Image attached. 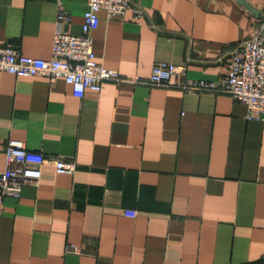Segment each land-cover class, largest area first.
Wrapping results in <instances>:
<instances>
[{
    "label": "crops",
    "instance_id": "crops-1",
    "mask_svg": "<svg viewBox=\"0 0 264 264\" xmlns=\"http://www.w3.org/2000/svg\"><path fill=\"white\" fill-rule=\"evenodd\" d=\"M131 0L99 10L95 59L124 81L82 97L62 77L0 71V170L12 139L72 174L41 167L38 187L0 201V264H264V115L228 93L131 81L161 61L217 80L250 38L264 0ZM59 3L81 33L89 0H0V47L52 54ZM136 8L141 10L138 15Z\"/></svg>",
    "mask_w": 264,
    "mask_h": 264
},
{
    "label": "built area",
    "instance_id": "built-area-1",
    "mask_svg": "<svg viewBox=\"0 0 264 264\" xmlns=\"http://www.w3.org/2000/svg\"><path fill=\"white\" fill-rule=\"evenodd\" d=\"M131 0H89L84 13L81 33L71 34L62 25L71 22L70 13L61 3L58 6L52 54L49 58L26 56L16 45L0 47V71L15 75H43L51 80L64 78L72 86L73 94L82 97L87 89L99 90L105 81H124L115 69L97 62L92 32L99 25L98 12L104 9L109 19H124ZM138 15L141 10L135 9ZM185 73L184 65L161 61L154 65L147 79L135 77L133 82L150 86L175 87L186 92H224L246 105L248 118L264 115V16L252 36L231 51L227 73L217 80L178 79ZM5 163L0 170V201L3 197L19 198L25 186L38 187L41 167L51 162L58 173L72 174L75 161L49 159L43 153L30 150L21 140L12 139L4 146Z\"/></svg>",
    "mask_w": 264,
    "mask_h": 264
},
{
    "label": "water",
    "instance_id": "water-1",
    "mask_svg": "<svg viewBox=\"0 0 264 264\" xmlns=\"http://www.w3.org/2000/svg\"><path fill=\"white\" fill-rule=\"evenodd\" d=\"M240 2L246 4L255 14H259V10L255 9L254 7H252L248 2H246L245 0H239ZM264 14H262L263 16Z\"/></svg>",
    "mask_w": 264,
    "mask_h": 264
}]
</instances>
